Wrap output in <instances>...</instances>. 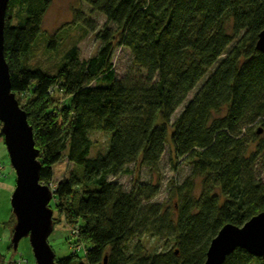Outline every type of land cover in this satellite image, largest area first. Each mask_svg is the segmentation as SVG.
Returning <instances> with one entry per match:
<instances>
[{"label":"trees","instance_id":"trees-1","mask_svg":"<svg viewBox=\"0 0 264 264\" xmlns=\"http://www.w3.org/2000/svg\"><path fill=\"white\" fill-rule=\"evenodd\" d=\"M80 1L105 17L97 52L82 59L71 45L53 74L29 64L51 0H9L4 18L10 87L33 130L39 181L49 185L62 159L75 166L55 183L52 199L84 255L74 250L55 261L203 264L224 224L241 227L264 212V53L255 49L264 0ZM81 13L74 10L71 26L95 31ZM55 39L48 51L57 50ZM117 46L129 51L135 75L116 78ZM55 92L64 98L54 100ZM94 131L110 135L106 152L89 157ZM168 138L175 161L192 169L171 184L166 202H154L159 184L138 181L129 165L156 167ZM129 174V189L109 178ZM9 220L11 231L12 213ZM144 237L161 249L149 251ZM222 264L264 259L235 248Z\"/></svg>","mask_w":264,"mask_h":264},{"label":"rangeland","instance_id":"rangeland-1","mask_svg":"<svg viewBox=\"0 0 264 264\" xmlns=\"http://www.w3.org/2000/svg\"><path fill=\"white\" fill-rule=\"evenodd\" d=\"M74 10H80L82 15L90 17L93 22V26L96 28L92 31L84 23L78 24L75 27L71 26V21L73 20ZM43 23L41 27V34L36 39L35 45L32 48L33 57L30 58L29 64H38L47 73L53 74L57 66L59 65V58L64 50L68 49L71 45H76L78 51L80 50V58L86 59L97 52L99 46V41L96 39V33L100 30L102 25L105 23V17L102 14L94 13L89 10V6L80 0H51L47 11L43 17ZM108 29L112 30L115 27L112 23L107 24ZM55 37L58 41L57 50L48 51L46 49L47 40ZM112 68L115 71V76L118 79H124L126 76H133L136 74L135 68L132 64V59L129 51L126 48L116 47L112 55ZM94 83V82H93ZM196 91V87L188 94L186 101L192 97V94ZM54 100L61 101L64 97L59 92L53 93ZM24 102V99L21 100ZM183 103L174 112V117L177 116L178 112L182 109ZM172 117V119H174ZM1 126V123H0ZM109 132L94 131L89 134V138L92 141L90 147L89 157H95L98 154H104L106 152L107 141L109 137ZM165 149L161 155V161L159 164L151 169L147 167L140 166L136 168L134 164H130L129 168L133 169L134 176H138V181L143 182H154L159 184V193L155 196L152 201L154 202H166L169 198L171 184L174 182L177 184L182 183L191 173V167L182 159L175 161L173 157V147L171 146V141L165 142ZM0 163L3 165L0 171V187L2 185V180L5 182L10 181L11 190L8 195V200L6 203V221H8L10 214L12 213L10 209V195L14 190L15 178L14 171L9 164L8 154L6 153L5 145L0 141ZM75 170V166L65 159H62L59 163L55 164L53 167V178L52 182L49 184L51 190L54 189L55 183L59 180L68 177ZM112 180L122 183L124 188L129 189L132 185L133 175H119L117 178L109 177ZM198 184H196L197 189ZM198 192V189L196 190ZM53 195V194H52ZM173 202V201H171ZM56 203L55 198L49 203L53 210L54 226L53 232L49 236V244L54 251L56 258H65L67 255L74 253L79 257H83L84 250L81 245L80 249H76V242L74 239L75 230L73 225H71L67 219L61 214H59L54 207ZM10 227H5L3 221H0V231L3 232L0 239V254L3 256V262L0 264H8L12 260L24 259L27 264H36L31 252V247L28 239L26 237L21 238L19 241L16 252L12 250L8 251V246L10 245L11 232ZM12 230V229H11ZM143 243L149 251H155L161 249V242L154 238H143ZM78 244V243H77ZM80 245V244H79Z\"/></svg>","mask_w":264,"mask_h":264},{"label":"water","instance_id":"water-1","mask_svg":"<svg viewBox=\"0 0 264 264\" xmlns=\"http://www.w3.org/2000/svg\"><path fill=\"white\" fill-rule=\"evenodd\" d=\"M8 3L9 0H0V133L16 175L10 195V209L15 220L10 243L12 251L16 252L19 241L26 237L36 264H58L48 240L53 232V210L49 207L53 190L39 181L41 163L33 130L10 87L9 69L3 54ZM255 49L264 53V30L257 36ZM235 248H244L264 259V212L254 215L241 227L224 224L210 240L203 264H222Z\"/></svg>","mask_w":264,"mask_h":264},{"label":"crops","instance_id":"crops-1","mask_svg":"<svg viewBox=\"0 0 264 264\" xmlns=\"http://www.w3.org/2000/svg\"><path fill=\"white\" fill-rule=\"evenodd\" d=\"M0 141H2V138H0ZM11 188L12 187L10 185V181L5 182L4 180H2V185L0 187V221L4 222L5 227H10L9 226L10 220L8 219V221H6V215H5V212H3V211L7 210L6 209V203L8 200L7 197L10 193ZM9 230H10V228H9ZM2 234H3V232L0 231V239H1Z\"/></svg>","mask_w":264,"mask_h":264},{"label":"built area","instance_id":"built-area-1","mask_svg":"<svg viewBox=\"0 0 264 264\" xmlns=\"http://www.w3.org/2000/svg\"><path fill=\"white\" fill-rule=\"evenodd\" d=\"M2 168H3V165L0 163V171L2 170ZM75 233H76V231H75ZM76 246H77L76 249H80L81 248V245H79V244H77ZM11 262H12V264H27V261L24 260L23 258L22 259L19 258V259H16V260H12Z\"/></svg>","mask_w":264,"mask_h":264}]
</instances>
